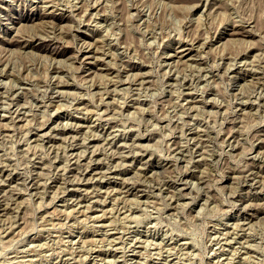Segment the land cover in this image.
Here are the masks:
<instances>
[{"label":"rangeland","instance_id":"1","mask_svg":"<svg viewBox=\"0 0 264 264\" xmlns=\"http://www.w3.org/2000/svg\"><path fill=\"white\" fill-rule=\"evenodd\" d=\"M0 264H264V0H0Z\"/></svg>","mask_w":264,"mask_h":264},{"label":"bare ground","instance_id":"2","mask_svg":"<svg viewBox=\"0 0 264 264\" xmlns=\"http://www.w3.org/2000/svg\"><path fill=\"white\" fill-rule=\"evenodd\" d=\"M77 128V127H76ZM71 132V131H70ZM109 134V133H108ZM96 169V168H95Z\"/></svg>","mask_w":264,"mask_h":264}]
</instances>
